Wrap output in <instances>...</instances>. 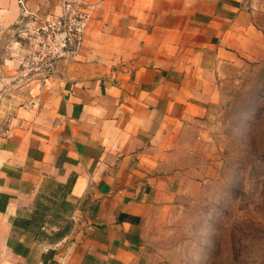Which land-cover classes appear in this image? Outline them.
Segmentation results:
<instances>
[{"label":"crops","instance_id":"crops-1","mask_svg":"<svg viewBox=\"0 0 264 264\" xmlns=\"http://www.w3.org/2000/svg\"><path fill=\"white\" fill-rule=\"evenodd\" d=\"M23 1L33 15L0 0L6 76L28 49L19 28L66 3L90 17L75 54L0 103V264L176 257L162 242L191 241L189 210L224 189L215 116L264 60L256 0Z\"/></svg>","mask_w":264,"mask_h":264},{"label":"rangeland","instance_id":"rangeland-1","mask_svg":"<svg viewBox=\"0 0 264 264\" xmlns=\"http://www.w3.org/2000/svg\"><path fill=\"white\" fill-rule=\"evenodd\" d=\"M255 3L264 31V0ZM226 90L214 136L223 192L189 210L191 241L162 242L177 248L163 264H264V60L245 66ZM184 229L179 236L191 231Z\"/></svg>","mask_w":264,"mask_h":264},{"label":"built area","instance_id":"built-area-1","mask_svg":"<svg viewBox=\"0 0 264 264\" xmlns=\"http://www.w3.org/2000/svg\"><path fill=\"white\" fill-rule=\"evenodd\" d=\"M18 3L23 14L33 15L23 0ZM89 17L86 8L66 3L63 12L46 16L40 25L19 28L28 40V49L19 60L16 74L6 76L0 70V103L4 94L12 95L23 84L45 81L52 74L55 62L75 54L82 44Z\"/></svg>","mask_w":264,"mask_h":264}]
</instances>
